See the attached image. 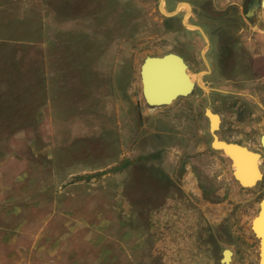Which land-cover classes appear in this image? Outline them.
Masks as SVG:
<instances>
[{
    "label": "rangeland",
    "instance_id": "obj_1",
    "mask_svg": "<svg viewBox=\"0 0 264 264\" xmlns=\"http://www.w3.org/2000/svg\"><path fill=\"white\" fill-rule=\"evenodd\" d=\"M260 3L0 0V264H129L126 243L137 249L131 264L165 257L149 219L172 214L171 205L150 202L167 188L150 185L149 172L139 168L119 172L125 152L147 150L161 155L163 167L167 154L178 156L175 172L160 173L175 180V195L225 203L223 226L202 233L214 243L200 237V254L211 252L219 264L227 249L232 264H258L249 226L264 197ZM169 17L197 42L196 61L186 63L195 87L171 105L150 107L142 100L139 65L166 52ZM206 107L220 117L219 139L261 154L256 186L241 187L230 160L212 148L217 170L214 161L193 164L211 147ZM183 203L186 215L204 207ZM136 212L149 234L126 236L124 222Z\"/></svg>",
    "mask_w": 264,
    "mask_h": 264
},
{
    "label": "crops",
    "instance_id": "obj_2",
    "mask_svg": "<svg viewBox=\"0 0 264 264\" xmlns=\"http://www.w3.org/2000/svg\"><path fill=\"white\" fill-rule=\"evenodd\" d=\"M167 21L169 23H167L165 27L168 28L167 34H168L169 41L167 43L168 45L166 47V52H164L163 54L168 53V52L176 53L179 56H181L187 64L190 62L191 59L196 61V57L192 55V51H193L192 48L196 45L197 43L196 40L195 39L193 40L192 37H188L185 34L183 33L180 34L178 32L177 25L179 24L180 26V23L176 21L174 17H169ZM183 21L184 20H182V22ZM138 74H139V70H138ZM139 81H140V78H139ZM140 92H141V85H140ZM141 96H142V93H141ZM132 102L135 103V105L132 104V106L134 107L141 104L140 103L141 101L139 100H133V101L131 100V103ZM123 104L124 105L122 106L124 107L128 106L127 103L123 102ZM211 153H212L211 147L202 149L200 156H198L199 159H196L197 162L196 163L193 162V164L198 165L200 168H202L203 166L205 168L208 161H211V162L214 161V168H211V169L212 171L217 170L218 167L221 166V163L219 165V161L217 160V157L221 159V157L224 156V154L220 152L216 158H212ZM160 156L161 155L155 153L152 150L142 151L141 153H136L135 155H133V152L130 154H127V152H125L124 155H122V158L126 160L125 166L119 170L120 173H125L129 170H132L133 168H135V170H138L139 168L142 172H149L150 185L152 183L153 184L155 183L156 187L167 188L165 191V196H163L162 199H159V201H156L153 198H151V201H150L152 204L161 203V202L167 203L168 205H171L169 206V209L167 211H172V214L168 215L171 217H168V216H167L168 218L167 217L164 218V216L160 217L162 214L158 216L159 212H157L156 214L155 213L152 214L151 218L149 219L151 230L157 229V235L158 236L161 235V238L160 240L157 241V244L159 245L160 243L161 245H166V246H163V250L165 251V257L154 258L152 260V264H216V260L212 258L213 256H211V252H210V255L205 254V250L203 249V254H200V250L198 249V245L200 243L199 238L202 237L204 240V243L205 244L208 243L210 246L212 245V243H214V242H211L210 239L206 235H203L202 233L204 231L212 230L211 228L212 224H214L215 229L221 230L223 226L222 225L223 217L226 214L225 212H223L225 203L211 204L205 201L203 196H200V195H197L194 197L175 195L174 194L175 180L171 176L169 178L166 177L162 179L164 176L163 175L161 176L160 173L175 172L177 170L176 164H175L176 163L175 158H177L178 156L175 157V155L173 154L171 155L167 154L168 162L166 164V167H163L164 165L163 163H159ZM127 160L129 161V163H127L128 162ZM169 162H172V163H169ZM144 179L146 178L144 177ZM150 185L148 186L147 184L144 188L146 189L151 188ZM124 199L120 197V203L127 204L129 201L124 200ZM186 200H190V202L192 201L197 204H203L204 207L202 209L195 208L196 214L194 215L193 214L186 215L185 214L186 208L180 205L181 203L184 204L183 201H186ZM153 212H155V208L154 209L151 208V213ZM211 213H213L214 218H211ZM163 220H165V222L162 224ZM143 221L144 219L140 217L139 212L134 213L129 218L128 224H127V219H126L124 222V225H125L124 233L126 234V236L130 234L133 235L134 237H137L139 235L141 236L148 235L150 231L148 229L150 228L149 226H144ZM252 234L254 235L253 232ZM120 235H122V230H120ZM208 236H209V233H208ZM121 248L123 250V245H121ZM125 248H126V256L128 257L129 260H131V258L137 254L136 252L137 249H132L131 243H126ZM195 248H197L198 250H195ZM141 250H143V248ZM223 251L221 252V257L218 259L219 264H223L222 263ZM229 251L231 252L229 263L232 264V262H234L235 255L233 251L231 250ZM129 260L128 262L129 264H131V261ZM207 260L210 261V263Z\"/></svg>",
    "mask_w": 264,
    "mask_h": 264
},
{
    "label": "water",
    "instance_id": "obj_3",
    "mask_svg": "<svg viewBox=\"0 0 264 264\" xmlns=\"http://www.w3.org/2000/svg\"><path fill=\"white\" fill-rule=\"evenodd\" d=\"M260 6L264 8V0ZM188 65L181 56L168 52L161 56H146L139 66V78L141 93L144 102L150 107H163L171 105L178 98L189 96L194 90L195 84L187 73ZM204 114L208 119V130L211 135L210 146L212 149L220 151L227 157L232 166L233 178L241 187L251 188L256 186L262 179L259 165L261 164V154L254 152L247 147L221 140L216 135L219 129L220 117L209 108H205ZM215 119V120H214ZM214 120V121H213ZM262 152L264 154V135L261 136ZM252 166L255 177L251 179L248 186H244L243 181L237 177V170L247 169ZM264 220V197L260 200L256 215L251 221V230L258 239V264H264V233L259 234L254 230L256 220ZM231 252L227 249L223 251L222 263L228 264Z\"/></svg>",
    "mask_w": 264,
    "mask_h": 264
},
{
    "label": "bare ground",
    "instance_id": "obj_4",
    "mask_svg": "<svg viewBox=\"0 0 264 264\" xmlns=\"http://www.w3.org/2000/svg\"><path fill=\"white\" fill-rule=\"evenodd\" d=\"M188 73V72H187ZM190 76V74L188 73ZM191 80L193 81L192 77L190 76ZM215 120V119H214ZM213 120V121H214ZM261 143V140H260ZM262 145V144H261ZM249 149V148H248ZM255 152V151H254ZM233 169V168H232ZM232 173V172H231ZM236 175L238 178H240L243 181L244 186H250L248 185L251 179L255 177V172L253 171L252 166H249L247 169H242V170H237ZM233 176V175H232ZM260 203V202H259ZM252 221V220H251ZM250 228H251V223H250ZM254 230L256 232H259V234L264 233V220H256L254 222ZM259 243V242H258ZM259 245V244H258ZM230 258V255H227Z\"/></svg>",
    "mask_w": 264,
    "mask_h": 264
},
{
    "label": "flooded vegetation",
    "instance_id": "obj_5",
    "mask_svg": "<svg viewBox=\"0 0 264 264\" xmlns=\"http://www.w3.org/2000/svg\"><path fill=\"white\" fill-rule=\"evenodd\" d=\"M221 123V122H220ZM220 126V125H219ZM260 140H261V138H260ZM261 147H262V145H261ZM263 153V152H262Z\"/></svg>",
    "mask_w": 264,
    "mask_h": 264
}]
</instances>
